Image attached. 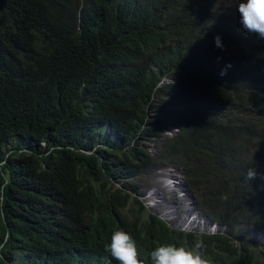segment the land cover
<instances>
[{
    "label": "trees",
    "instance_id": "obj_1",
    "mask_svg": "<svg viewBox=\"0 0 264 264\" xmlns=\"http://www.w3.org/2000/svg\"><path fill=\"white\" fill-rule=\"evenodd\" d=\"M238 3L0 0V264H119L120 230L147 264L162 245L264 264V38ZM158 160L223 232L140 218L122 181Z\"/></svg>",
    "mask_w": 264,
    "mask_h": 264
},
{
    "label": "rangeland",
    "instance_id": "obj_2",
    "mask_svg": "<svg viewBox=\"0 0 264 264\" xmlns=\"http://www.w3.org/2000/svg\"><path fill=\"white\" fill-rule=\"evenodd\" d=\"M159 128L163 131L160 139L149 138L143 142L144 148L154 158L159 152L160 144L176 130L175 122L170 115ZM122 182L126 187L131 188L133 186L136 189L133 195L135 197V211L138 212L139 204L145 208L140 215L141 219L146 220L149 214L158 215L172 227L193 233L209 232L214 229L210 219L200 213L197 202L184 180L183 170L177 163L158 160L147 168L140 177L133 178L132 184L127 180ZM170 185L172 191L169 190ZM162 207H166V209ZM123 212L126 213L127 209ZM250 235L257 238L260 243L264 242V234L251 231Z\"/></svg>",
    "mask_w": 264,
    "mask_h": 264
},
{
    "label": "clouds",
    "instance_id": "obj_3",
    "mask_svg": "<svg viewBox=\"0 0 264 264\" xmlns=\"http://www.w3.org/2000/svg\"><path fill=\"white\" fill-rule=\"evenodd\" d=\"M238 11L242 16L243 28L264 38V0H239ZM216 41L220 45V37H217ZM255 176V169L250 168L245 179L251 180ZM211 223L214 225V229L207 233L217 234L226 229L225 226H220L216 222ZM202 247V242L196 244L197 249ZM143 248V244L135 242L131 234L122 230L115 231L112 234L111 243L106 246V250L110 252L114 259L119 261V264H147L142 252ZM151 258L153 264H209L208 260L198 251H189L174 245L158 246L151 253Z\"/></svg>",
    "mask_w": 264,
    "mask_h": 264
},
{
    "label": "bare ground",
    "instance_id": "obj_4",
    "mask_svg": "<svg viewBox=\"0 0 264 264\" xmlns=\"http://www.w3.org/2000/svg\"><path fill=\"white\" fill-rule=\"evenodd\" d=\"M158 181H160V180H158ZM164 181H165V179H164ZM160 182H161V181H160ZM176 183H177V182H176ZM167 184H169V183H167ZM169 190H170V191L173 190L171 185L169 186ZM149 196H150V195H149ZM162 208H165V209H166V207H162ZM162 208H161V209H162ZM165 209H164V210H165ZM163 215L165 216V214H163ZM165 217L168 218L167 216H165Z\"/></svg>",
    "mask_w": 264,
    "mask_h": 264
}]
</instances>
